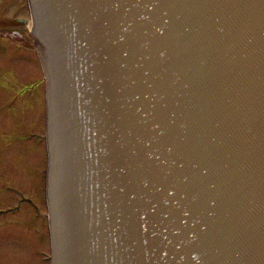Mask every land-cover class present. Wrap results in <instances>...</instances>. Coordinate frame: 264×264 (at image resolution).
<instances>
[{"label":"water","instance_id":"1","mask_svg":"<svg viewBox=\"0 0 264 264\" xmlns=\"http://www.w3.org/2000/svg\"><path fill=\"white\" fill-rule=\"evenodd\" d=\"M28 3L51 264H264V0Z\"/></svg>","mask_w":264,"mask_h":264},{"label":"rangeland","instance_id":"2","mask_svg":"<svg viewBox=\"0 0 264 264\" xmlns=\"http://www.w3.org/2000/svg\"><path fill=\"white\" fill-rule=\"evenodd\" d=\"M26 5V0H0V26L18 14L29 17ZM0 35V264H49L48 209L42 195L45 80L36 69L29 34L5 30ZM8 37L25 40V56L17 58L18 47ZM23 196L28 198L22 201Z\"/></svg>","mask_w":264,"mask_h":264},{"label":"flooded vegetation","instance_id":"3","mask_svg":"<svg viewBox=\"0 0 264 264\" xmlns=\"http://www.w3.org/2000/svg\"><path fill=\"white\" fill-rule=\"evenodd\" d=\"M25 15H23V14H18L16 17H15V19L14 20H11L10 22H9V25H11L12 27H17L19 30H21L22 28H23V26L25 25L24 23H25ZM12 22H15V24H12ZM3 26H8V25H3ZM3 26H0V27H3ZM0 36H4V35H0ZM13 43H15V45L18 47V48H16L15 47V50L16 49H18V53L16 54V56H18L17 58H19V55L22 57V56H25V53L27 52V49H28V44L26 45L25 43V40L24 39H22L23 41H22V43H20L19 41H17L16 39L18 38V37H16V38H14V37H8ZM20 57V59L21 60H19V61H21V62H23L22 60H23V58H21ZM37 58H38V56H37ZM38 62H39V59H38ZM2 66V65H1ZM4 68V67H3ZM36 69H37V71L40 69L41 70V65H40V63H39V67H37L36 66Z\"/></svg>","mask_w":264,"mask_h":264},{"label":"bare ground","instance_id":"4","mask_svg":"<svg viewBox=\"0 0 264 264\" xmlns=\"http://www.w3.org/2000/svg\"><path fill=\"white\" fill-rule=\"evenodd\" d=\"M32 26V24H30V27Z\"/></svg>","mask_w":264,"mask_h":264}]
</instances>
